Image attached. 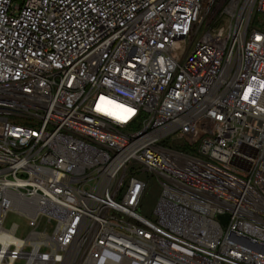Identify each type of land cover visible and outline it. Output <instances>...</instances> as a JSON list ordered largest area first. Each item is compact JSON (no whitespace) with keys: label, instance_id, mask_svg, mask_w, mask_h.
Here are the masks:
<instances>
[{"label":"built area","instance_id":"built-area-1","mask_svg":"<svg viewBox=\"0 0 264 264\" xmlns=\"http://www.w3.org/2000/svg\"><path fill=\"white\" fill-rule=\"evenodd\" d=\"M262 85L264 0H0V264H264Z\"/></svg>","mask_w":264,"mask_h":264},{"label":"rangeland","instance_id":"rangeland-1","mask_svg":"<svg viewBox=\"0 0 264 264\" xmlns=\"http://www.w3.org/2000/svg\"><path fill=\"white\" fill-rule=\"evenodd\" d=\"M139 127H140V121H139V124L130 126L129 128H127V130H135V129H138ZM143 176L144 178H146L148 182V187L146 189V192L143 198L142 212L149 214L150 212H152L156 204V201L161 192V187L158 186L157 181L153 177H150L149 174H145ZM14 222L19 225V230L16 232V235L19 237H25L28 231L30 230V227L28 226V220L20 216L19 214L14 213L13 211H10L8 212L6 216L4 226L9 228L11 224ZM53 225L54 223L52 224L48 223L47 218L43 217L40 221L39 229L44 230L46 228L49 232H51L53 229ZM17 264H23L22 260H18Z\"/></svg>","mask_w":264,"mask_h":264},{"label":"snow or ice","instance_id":"snow-or-ice-1","mask_svg":"<svg viewBox=\"0 0 264 264\" xmlns=\"http://www.w3.org/2000/svg\"><path fill=\"white\" fill-rule=\"evenodd\" d=\"M257 39H259V37H257ZM262 87H264V85H262ZM252 92V89L251 88H249L246 92H245V94H244V99L245 100H248V98H249V94Z\"/></svg>","mask_w":264,"mask_h":264},{"label":"water","instance_id":"water-1","mask_svg":"<svg viewBox=\"0 0 264 264\" xmlns=\"http://www.w3.org/2000/svg\"><path fill=\"white\" fill-rule=\"evenodd\" d=\"M218 218H219L222 222H224V221L227 220V216H225V215H220V216H218Z\"/></svg>","mask_w":264,"mask_h":264}]
</instances>
